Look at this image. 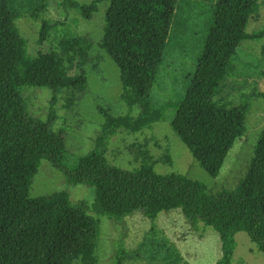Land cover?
<instances>
[{
    "label": "trees",
    "instance_id": "1",
    "mask_svg": "<svg viewBox=\"0 0 264 264\" xmlns=\"http://www.w3.org/2000/svg\"><path fill=\"white\" fill-rule=\"evenodd\" d=\"M107 1L111 4L101 46L119 67L121 98L129 112L113 115L103 110L105 120L95 147L75 160L65 130L56 131L51 121L34 116L22 90L49 87L56 94L65 88L84 89L88 81L84 66L93 40L88 34L78 35L71 44L73 51L60 52L49 43L57 22L44 15L48 0H0V264H98V218L73 203L66 190L29 196L43 159L61 169L69 184L93 186V209L99 215L122 220L143 211L156 219L164 211L181 209L193 228L199 229L203 222L219 233L222 255L216 264H233L239 231H246L264 253V129L246 175L234 188L215 194L203 181L184 173H159L153 162L145 160L138 168L124 170L106 156L109 139L120 130L150 129L167 118L192 153L201 148L217 92L239 59L242 41L264 37V28L251 33L246 29L258 0H217L185 94L157 104L152 103V90L164 65L178 0H62L59 4L92 19ZM26 15L41 21L35 56L17 26ZM75 63L80 73L70 74ZM256 95L264 97L262 92ZM136 105L140 111L133 115ZM156 254L164 264H181L184 259L168 240ZM127 257L128 248L120 240L114 264H125Z\"/></svg>",
    "mask_w": 264,
    "mask_h": 264
},
{
    "label": "rangeland",
    "instance_id": "2",
    "mask_svg": "<svg viewBox=\"0 0 264 264\" xmlns=\"http://www.w3.org/2000/svg\"><path fill=\"white\" fill-rule=\"evenodd\" d=\"M61 1L48 0L44 15L57 22L49 43L54 49L67 53L73 51L71 44L76 36L88 34L92 38L90 59L84 66L87 85L77 90L65 88L56 94L49 87L28 86L22 91L34 116L51 121L56 131L65 130L67 147L76 160L95 147V139L105 120L103 110L119 115L129 112V107L121 98L119 67L101 46L105 16L111 3H102L93 18L87 19L76 8L64 9L59 4ZM216 2L177 1L164 65L152 90L153 104L185 94ZM17 26L29 40L30 54L37 55L41 21L26 15L17 20ZM263 28L264 0H258L257 10L249 17L246 29L251 33ZM69 73H80V66L75 63ZM260 92L264 93V37L242 41L239 59L232 64L217 92V106L196 153L184 144L167 118L155 122L150 129L120 130L109 139L106 156L111 164L124 170L138 168L146 160L153 162L159 173H184L203 181L213 194L223 188L232 189L249 170L257 138L264 129V97L256 95ZM139 111L136 105L132 114L137 115ZM60 190L68 191L73 203L82 204L90 215L100 220L98 264H114L120 240L128 248L125 264H164L156 254L164 240L177 246L184 258L181 264H216L222 255L219 233L203 222L199 229L193 228L181 209L164 211L156 219H150L143 211L122 220L99 215L93 209L95 188L88 184H69L61 169L43 159L29 196ZM235 238L233 264H264V253L246 231L237 232Z\"/></svg>",
    "mask_w": 264,
    "mask_h": 264
}]
</instances>
